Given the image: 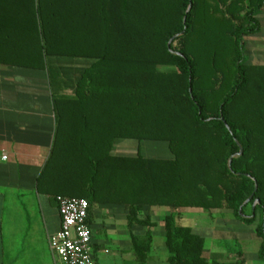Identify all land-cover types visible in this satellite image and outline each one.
<instances>
[{
  "label": "trees",
  "instance_id": "1",
  "mask_svg": "<svg viewBox=\"0 0 264 264\" xmlns=\"http://www.w3.org/2000/svg\"><path fill=\"white\" fill-rule=\"evenodd\" d=\"M263 9L264 0H0V64L47 76L55 127L38 192L86 200L88 225L95 205L122 206L128 230L146 228L129 234L140 264L152 243L146 207L170 210L168 264H245L241 250L229 263L203 258L204 237L174 215L227 209L254 226L264 262V65L244 55ZM52 59L92 63L69 91ZM115 140L165 142L172 158L112 156Z\"/></svg>",
  "mask_w": 264,
  "mask_h": 264
},
{
  "label": "crops",
  "instance_id": "2",
  "mask_svg": "<svg viewBox=\"0 0 264 264\" xmlns=\"http://www.w3.org/2000/svg\"><path fill=\"white\" fill-rule=\"evenodd\" d=\"M258 21L261 23L259 16ZM260 31L244 37V46L249 49L250 56L247 54V63L251 65H264L262 51H254L255 47H251ZM246 39H252L250 45H246ZM54 127L46 73L0 64V264H56L49 247V240L58 232L60 224L56 203L36 188L50 151ZM137 149L130 143L115 140L110 154L135 156L127 152L134 154ZM99 218L100 221L109 220L108 228H113L110 230L113 232L116 223L123 222L124 234L116 231L121 237L128 238L130 233L142 236L145 232L137 225L128 230L122 206L95 205L89 227L96 264H100L97 253L108 255L104 250L96 252L94 246L101 244L95 236L101 228L104 230L102 225L95 223ZM242 233H247L246 238L237 237L239 241L252 237L258 242L253 232ZM122 251L128 256L133 254L130 244Z\"/></svg>",
  "mask_w": 264,
  "mask_h": 264
},
{
  "label": "rangeland",
  "instance_id": "3",
  "mask_svg": "<svg viewBox=\"0 0 264 264\" xmlns=\"http://www.w3.org/2000/svg\"><path fill=\"white\" fill-rule=\"evenodd\" d=\"M260 26L262 29L255 40L246 39V45L254 44V51H262L264 54V11L259 15ZM248 48L244 46V55L248 62ZM92 61L83 59H52L51 66L60 73L65 87L70 91L72 86L77 80L78 73L88 67ZM119 142H127L134 147H138L137 151L140 155L147 158L158 159H171L172 156L167 149L165 142L158 141H143L136 142L133 140H119ZM127 155H136L130 154ZM125 155V154H123ZM246 213L249 212V207L246 208ZM165 213H170V210L163 207H146L144 212L142 211L141 217L149 218L153 222V226L150 228L152 235V243L149 253L147 254L143 264H168L167 253L164 248V230H163V217ZM176 221L178 224L186 228L190 233H198L204 237V250L202 253L203 258L210 260V255H221L218 262L229 263L234 260V254L241 250L246 256L245 264H264L257 257L258 242L250 237L247 241H239L237 237H245L249 232L254 234V226H246L239 222L232 213L227 209L203 211L201 209L181 208L174 212ZM119 222V221H118ZM102 225L95 236V239L99 241L100 245H94L96 252L104 250L108 255H102L97 253L98 261L100 264H140L137 258L132 254L127 255L123 252V248L129 246V237H121L117 232L124 231V225L122 223H116L114 231L109 230V220L100 221V218L95 222ZM240 224V225H239ZM103 225H106L105 227ZM113 225V224H111ZM241 226V227H239ZM143 231L146 230L143 227ZM251 232V233H250ZM127 236V235H126ZM119 249L121 253H119ZM101 254V255H100Z\"/></svg>",
  "mask_w": 264,
  "mask_h": 264
},
{
  "label": "built area",
  "instance_id": "4",
  "mask_svg": "<svg viewBox=\"0 0 264 264\" xmlns=\"http://www.w3.org/2000/svg\"><path fill=\"white\" fill-rule=\"evenodd\" d=\"M54 201L60 224L49 240V247L56 264H96L91 248L92 232L86 222V200L57 196Z\"/></svg>",
  "mask_w": 264,
  "mask_h": 264
},
{
  "label": "water",
  "instance_id": "5",
  "mask_svg": "<svg viewBox=\"0 0 264 264\" xmlns=\"http://www.w3.org/2000/svg\"><path fill=\"white\" fill-rule=\"evenodd\" d=\"M189 9H190V5L188 6L186 13L189 11ZM249 200H250V198H249L248 200H246V201L244 202V204H246ZM255 204H258V200L255 201V203H254L253 206H252V209L254 208Z\"/></svg>",
  "mask_w": 264,
  "mask_h": 264
}]
</instances>
